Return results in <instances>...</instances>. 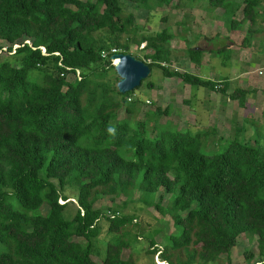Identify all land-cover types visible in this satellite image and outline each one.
Returning a JSON list of instances; mask_svg holds the SVG:
<instances>
[{
    "label": "trees",
    "instance_id": "obj_1",
    "mask_svg": "<svg viewBox=\"0 0 264 264\" xmlns=\"http://www.w3.org/2000/svg\"><path fill=\"white\" fill-rule=\"evenodd\" d=\"M200 2L230 32L248 27L242 47L264 31V0H0V264H136L133 247L141 236L127 229L133 218L95 208L99 200L135 193L138 203L172 220L173 233H162L160 243L149 240L148 254L160 262L221 264L245 236L256 243V252H244L247 263L264 264L259 138L238 141L244 127L234 124L235 138L205 153L216 129L190 134L169 127L161 122L169 107L134 120L145 102L135 90L116 89L111 50L130 54V44L143 45L144 54L134 57L150 72L157 68L164 78L247 108L256 90L229 93L225 77L170 70L174 35L140 31L124 8L134 4L152 18L157 9ZM184 54L198 66L204 52L186 43ZM67 188L77 190L72 217ZM101 220L108 236L103 256L96 246Z\"/></svg>",
    "mask_w": 264,
    "mask_h": 264
},
{
    "label": "rangeland",
    "instance_id": "obj_2",
    "mask_svg": "<svg viewBox=\"0 0 264 264\" xmlns=\"http://www.w3.org/2000/svg\"><path fill=\"white\" fill-rule=\"evenodd\" d=\"M205 7V2H200L197 5L183 6L179 9L173 7L157 9L152 18H147V13L138 9L134 4L128 3L124 8L127 13L133 14L135 24L140 31H144L145 27V30L152 32L167 29L174 35V39L169 44L171 58L168 68L170 70L187 72L205 80L207 77L222 79L229 76L233 79V83H230L229 86V93L235 88L251 89V87L257 86L255 84H262L264 76H258L256 70L264 68V65L261 64L259 67L256 66L257 63L253 62H257L260 55L264 53V47L260 48L261 43L264 42V31L258 36L255 35L246 48L242 47L241 42L247 36L248 27L245 26L240 31L230 32L220 20L207 15ZM262 28L264 29V26ZM186 43H190L204 52L198 66L191 63L185 56ZM225 45L230 48L226 54H208L209 50L217 51ZM142 47L143 45L137 49L135 45L130 44L129 53L133 57H141L144 54L141 51ZM231 58L234 65L231 63ZM207 59L208 65L205 62ZM249 63L250 65H246ZM149 82L152 83V88L147 86ZM135 93L145 103L141 107L140 114L133 117L134 120L135 118L144 119L147 112H154L157 108L164 110L169 107L168 116L161 118V122L168 121L170 123H168L169 127L173 126L181 131H188L190 134L216 129L215 134L209 136L207 144L203 148L205 153L220 151L229 141H232L235 138L234 124L238 125L236 127H244L241 136H238V141L252 144L258 137L261 146L264 144V128H261L262 125L264 126V93L251 95L246 103L247 108L242 109L237 106L236 102H231L220 94L209 92L201 87L184 85L178 79L164 78L157 68L152 69L149 77L142 82ZM185 102L188 103L185 104ZM246 114L252 116L253 120L260 125L252 126L251 122L246 119L247 116L245 118ZM123 117L124 114L120 113L119 118ZM156 118L158 116L151 117L150 120L154 121ZM218 138H221L219 144H217ZM76 194L75 188H67L65 191V196L70 202L66 209V215L69 217L75 213ZM136 198H138L137 193L131 199L122 196L113 203L99 200L95 208H100L107 214L109 208L121 216L133 218L132 225L127 229L132 233L139 232L141 236L133 247L136 264H165L160 262L157 256L152 257L148 254L149 240L154 238L160 243L162 233H173L172 220L169 215H163L153 207H144L137 202ZM59 203L64 204L63 201H59ZM163 203L162 206H165V202ZM100 226L101 233L96 246L103 256L104 244L108 240L107 223L101 220ZM80 242L83 243V240ZM255 247V242L241 236L229 259L223 256L221 264H248L249 262L247 263L244 258V252L249 250L256 252ZM256 260L257 257L252 262ZM262 260L264 261V256Z\"/></svg>",
    "mask_w": 264,
    "mask_h": 264
},
{
    "label": "water",
    "instance_id": "obj_3",
    "mask_svg": "<svg viewBox=\"0 0 264 264\" xmlns=\"http://www.w3.org/2000/svg\"><path fill=\"white\" fill-rule=\"evenodd\" d=\"M110 60L117 61L114 71L118 77L116 89L119 94L133 92L150 75L149 67L130 54H116Z\"/></svg>",
    "mask_w": 264,
    "mask_h": 264
},
{
    "label": "crops",
    "instance_id": "obj_4",
    "mask_svg": "<svg viewBox=\"0 0 264 264\" xmlns=\"http://www.w3.org/2000/svg\"><path fill=\"white\" fill-rule=\"evenodd\" d=\"M232 43V42H231ZM264 47V42L263 43H261V46H260V48L261 47ZM262 49V48H261ZM213 53H215V51H213V49L212 50H209V55H211V54H213ZM208 61V59L205 61V62H207ZM231 63H232V58H231ZM253 63H257L258 65H256V66H261V64H263L264 65V53H262L261 55H260V59L259 60H257V62H253ZM233 64V63H232ZM206 65H208V62L206 63ZM234 65V64H233ZM246 65H250V63L249 64H246ZM240 72H242V70H239ZM244 71V70H243ZM256 72H257V74H258V76H264V68L262 67V68H258L257 70H256ZM259 72H261L262 74L260 75L259 74ZM225 78H227L228 80H229V82L230 83H233V79L231 78V77H225ZM207 80H213L212 78L210 79L209 77H207ZM255 85H257V86H253V87H251V89H254V90H256L257 92L255 93L256 95H258V94H261V93H264V82L262 83V84H255ZM254 94V95H255ZM253 96V95H252ZM249 97H251V96H249ZM247 98L246 99V103H248V101H249V99L250 98ZM188 101V100H187ZM188 102H185V104H187ZM238 106V105H237Z\"/></svg>",
    "mask_w": 264,
    "mask_h": 264
},
{
    "label": "built area",
    "instance_id": "obj_5",
    "mask_svg": "<svg viewBox=\"0 0 264 264\" xmlns=\"http://www.w3.org/2000/svg\"><path fill=\"white\" fill-rule=\"evenodd\" d=\"M111 54H112V56L113 55H116V54H121V52L120 51H117V50H111ZM106 55L104 54L102 57H105ZM112 62V65L114 66L115 64H116V62L117 61H111ZM259 74L261 75L262 73L261 72H259ZM146 103H148V102H146Z\"/></svg>",
    "mask_w": 264,
    "mask_h": 264
}]
</instances>
